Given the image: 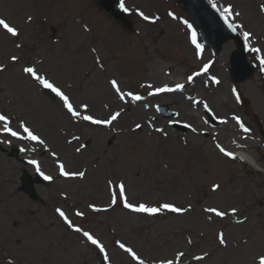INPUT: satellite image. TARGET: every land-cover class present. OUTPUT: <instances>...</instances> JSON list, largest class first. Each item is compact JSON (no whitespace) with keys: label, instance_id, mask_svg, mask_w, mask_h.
Masks as SVG:
<instances>
[{"label":"rangeland","instance_id":"obj_1","mask_svg":"<svg viewBox=\"0 0 264 264\" xmlns=\"http://www.w3.org/2000/svg\"><path fill=\"white\" fill-rule=\"evenodd\" d=\"M124 2L132 10L128 14L134 24L132 31L110 18L96 0H0V17L21 32L17 40L0 29V63L10 66L0 73V111L14 118L13 126L24 119L46 139L48 148L58 153L69 170L87 173L84 180L65 179L59 176L57 162L50 152L35 142L11 138L10 144H2L7 149L11 145L29 149L22 157L38 160L41 170L54 180L37 184L40 199H30L20 191V178L23 169L32 173L35 167L0 151V264H7L9 259L15 264H100L93 246L63 224L55 212L57 207L64 209L75 224L101 239L112 264H132L115 245L117 239L132 246L150 264H156L159 258H174L178 250L186 253L181 264H201L192 256L204 251L211 256L202 264H258V254L264 253V169L257 171L246 163L231 160L216 147L219 143L226 150L236 151L244 143L255 141L246 152L264 166L263 144L251 138L258 126L254 125L252 114H245L232 92L235 85L229 73L233 41L226 43L216 56L205 48L203 59L198 60L183 20L196 26L175 0ZM216 2L232 3L242 12L247 30L264 36V14L259 11L257 0ZM137 8L159 15L161 20L154 25L145 22L136 15ZM28 16L33 17L30 23ZM84 25L91 31H84ZM16 42L24 47L16 49ZM93 48L97 51H91ZM12 54L20 55L23 63L11 66ZM97 56L105 64L104 69L96 64ZM211 59L214 63L209 73L197 77L194 84H187L186 77ZM29 62L41 67L60 86L70 84L66 91L73 102H89L90 112L97 117L106 118L111 111L125 110L114 124L115 131L72 122L58 97L50 100L44 89L22 73V67ZM211 75L218 76L221 84L208 81ZM263 75L258 68L255 75L237 85L264 120ZM113 77L119 78L125 90L137 91L146 100L120 102L108 84ZM148 83H185L186 89L184 93L148 96L149 89L140 87ZM189 95L207 101L215 116L227 119L228 123L212 127L206 111L187 99ZM159 104L178 111L176 121L191 123L197 133L190 129L185 134L174 130L169 120L158 113ZM234 115L251 129V137H243L242 129L231 119ZM149 120L156 127H163L168 137L149 128ZM136 123L144 125L143 132L130 131ZM72 135L81 136V140L69 145L66 141ZM62 144L65 149L59 148ZM79 144L87 147L77 154L75 147ZM121 178L126 181L133 202L191 204L193 211L184 216L165 213L148 217L117 206L107 213H93L87 205L106 206L110 200L107 180L115 183ZM214 182L220 183L223 191L212 193L210 187ZM208 206L229 213L235 207L238 217L247 216V221L236 224L237 217L229 215L223 219L213 216L210 223L203 211ZM76 209L84 211L85 217H75ZM220 231L225 232L230 244L217 251ZM250 235L249 245L240 243ZM188 237L193 239L192 245L187 244Z\"/></svg>","mask_w":264,"mask_h":264},{"label":"snow or ice","instance_id":"obj_2","mask_svg":"<svg viewBox=\"0 0 264 264\" xmlns=\"http://www.w3.org/2000/svg\"><path fill=\"white\" fill-rule=\"evenodd\" d=\"M211 7L219 13L220 17L223 19L224 23L227 27L236 32L240 30L243 35V39L246 42H250L254 38V33L252 31L247 30V26L245 23L242 22V12L237 10L232 3H226L224 5H218L216 0H209ZM120 8L124 12L132 11L128 7L125 6L124 0H120ZM259 11L264 13V4L259 5ZM136 15H138L143 21L148 22L150 24H156L158 21L161 20L159 15L153 14H146L144 10L139 8L135 9ZM173 19H177L176 15L173 12L168 13ZM33 17L28 16L27 21L30 23ZM184 25L190 31V42L194 45L195 51L194 55L198 60L203 59V52H204V45L199 42L198 40V32L197 29L193 26V24L189 23L188 20H183ZM0 29H3L7 35H10L12 38L19 39L21 32L18 27L13 26L6 18L0 17ZM84 31L88 32L91 29L84 25ZM24 45L22 43L16 42L15 48L22 49ZM248 50L250 53L255 54L254 58L257 61L259 66V71L264 74V48L256 47V46H249ZM91 51L96 52L97 49L93 48ZM11 66H15L17 63H23V58L18 54H12L10 56ZM214 61L209 60L207 63H203L202 66L199 68L198 71L192 72L190 75L186 77L187 84L192 85L196 82L197 77H202L205 74L209 73V69L212 67ZM96 64L100 69L105 68V64L101 62L99 56L96 58ZM10 68L9 64L0 63V73H4L8 71ZM22 73L27 76L30 80L34 81L40 88L44 90H48L51 93H54L56 97L62 103V107L65 110V113L68 115L70 120L75 124H80L81 122H85L87 125L92 126H99L104 128H112L115 131L114 124L118 122L123 115V111L125 110H116L111 111L106 118L97 117L95 114L90 112V103L87 101L81 102H73V99L70 97L66 89L71 88V85H66V87L60 86L53 77L49 74H45L43 69L39 66L34 65L32 62H29L27 66L22 67ZM208 81L212 84L220 85L221 80L216 75H211L208 77ZM108 84L110 86V90L114 93L116 98L124 103L128 104L131 102H141L146 100V96L141 95L137 91L133 90H125L119 78L113 77L108 79ZM208 86V83L205 82V87ZM141 88L149 89L147 95L148 96H157L164 93H184L186 89L185 83H175L172 85L163 84L162 86H154L151 83L148 84H141ZM232 92L235 96V99L239 102L241 100V93L237 90L236 87L232 88ZM187 99L192 100L194 104L200 105L207 113H211L213 116V109L209 106L207 101L204 100H196L194 97L189 95ZM105 108L108 107L107 104L104 105ZM148 107V105H145ZM157 111L160 110V106H156ZM177 116L179 113L176 114ZM13 117L10 114H6L3 111H0V136L8 137V139H0V144L8 143L10 144L11 138H16L20 141H32L36 144L42 146L45 150L49 151L51 156L56 160L58 166V174L60 177H63L68 180H84L86 177V170H69L66 167V163L60 160V157L56 151H52L48 148V143L46 139L38 134L33 127H31L24 119H19L16 126H13ZM155 117H153V120ZM232 120L236 121L239 127L245 133H250L251 129L246 127L242 119L234 115L231 118ZM178 121H174L172 119L169 120V124L177 123ZM205 124L208 123L206 119L204 121ZM220 123L227 124V119H221ZM147 125L153 131L162 134L165 138L168 137V132L165 131L163 127H156L152 120L147 121ZM184 127L189 128L192 133H197V128L194 127L191 123H184ZM144 125L141 123H136L134 127L130 129L133 133H140L143 132ZM81 140V136L79 135H72L71 139L67 140V144L71 145L74 142H79ZM185 145L187 144V140L184 141ZM87 147V144H79V146L75 147V152L77 154L81 153L83 149ZM217 149L220 153H222L225 157L230 158L231 160H243V157H237L236 154L232 151L226 150L223 146L219 143L216 144ZM29 149H21V151H28ZM35 151V149H31ZM28 164L33 165L35 167V171L39 173L40 176L43 177L46 181H53L54 177L52 175L45 174L44 171L41 170V165L38 160L29 159L27 161ZM167 167V165H165ZM107 187L109 191L110 200L108 204L104 207L97 206L94 203H90L87 207L93 213H107L114 210L117 206L122 207V209L127 210L132 214H142L148 217H160L165 213H173L177 216H184L186 213H190L193 211L192 205L189 204L187 206H177L174 202H161L158 204H150L147 202H133L130 198L131 193L127 183L124 179H118L115 183L113 180H107ZM210 190L212 193H218L223 191L222 185L220 183H212ZM65 199H67V195L65 194ZM203 211L208 214L206 219L211 223L213 222V216L217 218H226L227 216L231 215L233 217H237L235 223L236 224H244L247 221V216L243 218L238 217V209L233 207L231 208L230 213L227 211L219 210L217 207L208 206L203 209ZM55 212L58 214L60 220L66 225L67 229L71 230L74 233L79 234L87 244L93 246L98 253L100 254V259L102 264H112L111 257L109 255V251L106 245L99 239L96 235L93 234L92 231L86 230L83 226L77 225L73 222L72 219L69 218V215L66 211L60 207L55 209ZM74 216L78 218H84L85 212L76 209L74 211ZM187 244L192 245L193 239L191 237L186 238ZM218 240V248L217 251L220 249H227L229 247L230 241L226 238L225 232L220 231L217 235ZM252 241V236L250 235L247 239H243L240 241L241 244L249 245ZM115 245L121 250L123 253L127 254L130 258L132 264H150L149 260L142 257L141 254L138 253L132 246L128 243L117 239L115 240ZM211 254L207 251L202 252L199 255H193L192 259L196 262H204L206 259L210 258ZM186 258V253L183 250H178L175 253L174 258H159L156 264H181V260ZM7 264H15L13 259L7 260ZM258 264H264V253L258 254Z\"/></svg>","mask_w":264,"mask_h":264},{"label":"water","instance_id":"obj_3","mask_svg":"<svg viewBox=\"0 0 264 264\" xmlns=\"http://www.w3.org/2000/svg\"><path fill=\"white\" fill-rule=\"evenodd\" d=\"M196 20L199 26V32L204 43L211 46L216 52L220 51L223 43L234 38L238 46L232 57V71L231 75L235 82L245 81L253 74V69L249 66L246 60L245 47L238 36L237 32L231 31L209 3L208 0H177ZM98 5L104 10L108 11L113 17L117 18L124 26L132 29L131 22L127 19L123 10L115 8L116 4L120 6V0H97ZM51 96V95H50ZM53 98V96H51ZM161 110V108H160ZM163 113L166 117H172L176 113L168 112L167 106L162 107ZM179 127L178 125H174ZM186 129V127H181ZM20 150L12 147L11 156H18ZM37 182H42L36 179ZM34 180L31 179L30 174L25 171L22 177L21 189L28 193L31 198L38 199L37 192L34 187Z\"/></svg>","mask_w":264,"mask_h":264},{"label":"bare ground","instance_id":"obj_4","mask_svg":"<svg viewBox=\"0 0 264 264\" xmlns=\"http://www.w3.org/2000/svg\"><path fill=\"white\" fill-rule=\"evenodd\" d=\"M64 145L62 144L59 148L60 149H65ZM238 154H239V156L243 157L245 161L251 163L252 165H255L253 158L249 154H247V153H241V152H239Z\"/></svg>","mask_w":264,"mask_h":264}]
</instances>
